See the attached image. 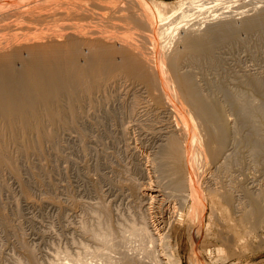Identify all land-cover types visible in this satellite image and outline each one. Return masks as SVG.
Masks as SVG:
<instances>
[{
	"label": "rangeland",
	"instance_id": "rangeland-1",
	"mask_svg": "<svg viewBox=\"0 0 264 264\" xmlns=\"http://www.w3.org/2000/svg\"><path fill=\"white\" fill-rule=\"evenodd\" d=\"M177 1L180 0L164 2L172 4ZM236 1L238 4H233V7L238 8L240 5L238 9L241 7V10H238L239 12L237 9L235 11L233 7H230L229 10L219 11L220 17L216 14V18H206L207 22L204 19L205 22L200 23L203 28L200 26L201 31L199 30V33L202 34V31L208 30L214 25L215 28L221 23H225L224 20H227L226 23H230L233 19V23L236 22V36L233 34L229 41L224 42L225 44H218V48L214 49L213 55L209 58L210 61L206 57L203 60L200 59L202 61L197 59V62L188 58L186 64H181L183 69L179 71L184 74H189V72V75L193 74V81L201 88L202 93L217 97V101L220 102L225 111V116L229 120V127H231L229 131L232 130L229 135L233 141L228 135L227 141L229 139L230 141L225 142V144L227 143L225 149L228 152L225 160H227L224 161L225 164H223V160L219 163V169H216L213 178L211 177L214 182L216 181L217 187L212 186L211 188L223 186L229 192L231 200H234L233 194L239 193L240 196H235V198L239 199L240 202L237 201L236 204L238 203L237 207L242 210V213L235 214L229 211H233L232 203L234 201H231L232 206L228 205V208L222 206L223 209L227 208V211H222L220 205L219 207L217 205L216 209H219L209 224L207 219L210 211H206V219L203 222L206 231L197 237L198 244L194 249L195 253L192 254L198 260V264H264V215L254 214L250 218L246 217V212L248 215L251 209L248 207L246 197L249 198L251 195L249 193L257 195L258 192L254 190L262 192L264 190V149H261L263 152L260 156H255L254 152L250 150L253 147V143L250 144L252 140L260 141L259 145L264 148V123L260 127L261 130L255 134L251 131L252 128H248L252 127L251 125L248 126L247 124L242 128L241 118L235 114L237 108L232 106L231 109L229 101L225 100L227 95L230 97L235 94H246L249 91L246 88L251 81L258 80L260 82L264 80V29L246 30L244 24L246 22L242 21L247 18L252 19L254 16L257 17L255 11L263 9L264 4L259 3L260 0H253L254 3L252 0H240L243 1L242 3L248 1L249 5L247 3L242 5L240 1ZM3 2L6 0L1 3ZM14 6L0 8V43L2 44L0 47H5L4 44L7 43L8 45V42L10 45L12 41L11 44L15 46L19 42L24 44V40L21 39L24 37L26 39L28 36L31 38V35L32 37L38 36L39 33L43 35V30H45V35L50 32L56 35L61 33V30L62 33L59 35H66V32L70 33L69 29L76 23L73 21L72 24L69 22L67 24L66 20H58L59 23L58 21H51L53 20L51 18L48 21L51 25L49 26L47 23L45 24L43 18L46 15L42 13L45 11L46 14H52L53 7L50 9L48 7L46 10L41 7L42 9L39 8L37 11L34 9V15L32 10L31 12L28 11L32 15L30 16L18 8L19 6L22 7L21 3H16ZM16 9L18 13H21L18 14L19 16L17 13H13V11L17 12ZM221 13H223L222 17ZM8 15H11L8 17L9 21ZM39 15L44 23L38 18ZM21 16L27 17L25 18L27 21L23 20V17L20 20ZM31 18L35 20L33 19V21ZM214 19H217L218 24ZM208 20H213L212 24ZM219 20L224 22L220 23ZM20 21H22L21 24ZM29 21L35 22H30L33 26ZM95 21L94 19L93 21L89 20V23L84 21L89 26L85 23H81L84 24L82 26L80 23H76L74 26L76 25L79 29L82 27V32L86 27L85 30L87 31L84 33L92 28L89 32L93 30L96 32L95 29L98 28V25L95 24L98 20ZM53 22L59 24V27L62 25L63 27L59 28ZM17 23L21 28L18 27ZM120 23L118 22L119 27H123H117L118 31L114 33V29L110 31L112 28L107 30V28L99 27L100 29L98 28L97 31H101L102 28V31H108L110 34L115 35V33L120 32L121 35L127 26ZM5 24L8 25L9 29L12 27L14 30L11 29L10 31L15 33L8 31L9 29ZM52 27H56L55 30ZM57 29L59 31H56ZM119 29L123 31L121 32ZM128 29L131 28H126L125 33L127 34L130 32L133 34L137 30L133 29L127 32ZM115 30L117 29L115 28ZM64 31L66 32L64 33ZM237 31L239 32L237 33ZM138 32L140 31H136V33ZM19 33L22 36H19ZM140 33L146 35L145 32ZM177 34L176 36L174 34V37L171 36L177 41L174 39L171 41V37L167 38L168 46L170 43V45L173 44L174 48L169 46L167 50V46L163 52L166 51L167 54L169 52L171 55V52L174 53V49H178L180 44L178 46L177 44L182 35L178 34L177 37ZM8 35L10 36L6 37ZM134 37L136 36L134 35ZM18 39L21 41L17 42ZM147 46L151 47L150 44ZM23 56L26 57V54L23 53ZM214 56L215 58H213ZM120 74L123 73L115 74L113 79L111 76L106 77L107 79L103 77V81L94 82V86L88 91L81 90L73 98L61 94L57 96L59 98L51 101L49 106H37L30 114H18L11 120L0 118V264H32L31 259L35 264H52L58 260L63 264H72L73 259H76L78 255L87 259L82 252V246L85 245L93 249L95 244L84 235L81 226H92L94 217L100 215L99 206L107 205L110 219L115 225L116 222H121V220L131 217L132 214H135L134 212L137 213L140 210V205H138L140 204V196H138L140 190L144 186H148V183L153 184L155 177H161L160 173L156 172V164L158 163L156 157L159 154L157 153L158 147L164 140L162 138H164L165 132L169 131L168 115L158 106L154 107V103H151L152 98L149 96L147 97L149 100L146 98L147 89L138 81L139 79L135 78L136 80H134L133 77L128 76V78L125 73L122 76ZM226 88L227 93L230 91V96L229 93L225 92ZM244 90L245 92H243ZM240 127L242 130L240 129L239 132L238 128ZM245 134H248V137ZM202 137L201 143L203 144L205 137L204 135ZM201 143L200 145L204 146ZM162 179H160L161 181L158 179L160 184L164 180L169 184V179L168 181ZM162 184L163 186L167 185L166 183ZM170 185L172 186V183ZM170 185L169 187L168 185L165 186L167 191L171 188ZM170 190L168 192H171ZM155 202L158 203L150 205L153 207V211L150 209V212H154V209L157 211L161 206L160 200ZM189 203L186 207H192V202ZM179 207L177 211V206H175L167 236L179 250L180 264H189L190 245L185 231H187L189 215L191 219L196 215V206L192 209L191 214V209ZM186 209L188 215H186ZM177 213L182 214L180 216L182 221L180 222H176L178 221L177 217H179ZM98 263L108 264L97 261V259L92 264ZM138 264L145 263L140 262Z\"/></svg>",
	"mask_w": 264,
	"mask_h": 264
},
{
	"label": "bare ground",
	"instance_id": "bare-ground-1",
	"mask_svg": "<svg viewBox=\"0 0 264 264\" xmlns=\"http://www.w3.org/2000/svg\"><path fill=\"white\" fill-rule=\"evenodd\" d=\"M2 1L3 0H0V8L13 7V5L16 6V3H21L22 7L19 6L18 8L22 9L27 15L34 9L37 11L41 7L45 10L48 7L49 9L53 7L54 10L51 9L52 14H46L45 11L42 13L46 15L43 20L45 24L47 23L48 25V21L51 20V18L53 19L51 21L56 22L58 20H66L67 24L68 22L72 24L73 21L81 24L89 20L93 21L94 19L96 20L95 22L98 20L95 24L98 25V28H107V30L112 28L110 31L114 29L113 33L118 31V28L123 27H119L118 25V22H121L124 23L125 26L131 28L130 30L137 29L134 31L135 33L139 30L140 32H145L146 35L140 32L136 34L133 32L136 36L134 37L129 29L127 32L130 33H125L127 27L124 33L122 29H119L122 32L121 35L120 32L117 33L118 35L116 33L115 35H113V33L110 34L108 31H102V28L101 31H97V28L95 29L96 32H93L94 30L89 32V30L93 29L92 26H90L92 29L84 33V31H87L85 30L87 28L84 27L82 32V27L79 29L76 25L74 26V24H76L74 23L69 29L70 33L64 31L66 35H59L62 33V30L59 34L56 32V35L50 31L49 32L53 33V35H50V33H48L49 35H45V30H43V35H40L37 31L39 33L38 36L34 35L32 37L31 35V38L29 36L26 39L25 37L24 39L20 38L24 40V42L22 41L24 44L19 42L20 39H18L17 42L19 43L16 46L11 44L13 41L10 45L9 42L8 45L5 42L6 44L4 45L6 46L0 47V118L11 120L12 117L18 114H30L37 106H49L50 102L59 98L57 96L61 94L68 96V98H73L75 94L81 90L84 92L88 91L94 86V82L101 81L103 77L106 78L111 76V79H113L112 77L117 73H125L127 77H133L134 80H136L135 78L139 79L138 81L147 89L146 98L148 96L152 98L153 100L151 103H154V107L158 106V108L168 115L169 131L167 130V132H165L164 138H162L164 140H162L160 145L158 144L157 153L159 154L157 155L158 157H156L158 158L156 172L160 173L161 177H155L154 182L152 181L153 184L148 183V186L146 185V187L140 188L141 190L138 195L140 196V204H138L140 205L139 212H134V215L130 214L131 217L123 219L121 222H116L115 225H113L107 210V205L99 206L100 215L94 217L92 226H81L84 235L87 236L91 242H94L95 246L93 249L85 245L82 246V252L87 259H83L78 255L76 259H73L72 264H92L96 259L97 261L108 264H138L140 262H144L145 264H180L179 250L170 242L167 236V230L169 229L168 227L170 226L171 219L175 212V206H177L176 210L178 211V206H180L179 208L186 207L189 202H192V207L188 206L186 208H188V210L191 209V214L193 211L192 209L196 206V210L194 209L196 215L193 219L190 218V215L189 218L186 216V218H188V226L185 232L187 235L186 238H189L190 245L188 263L198 264V260H196V258H194L195 256H192V254L198 244L197 237H199L202 232L206 231V227H203L205 224H203L204 219H206V211H210V215L207 219L209 224L211 218L214 219V214L219 209H216L217 205L218 207L220 205L222 211H227L228 205H231V201H234L232 203L233 206L231 205L233 211H229L235 214L242 213V210L237 207L238 203L236 204L239 199H236L235 196H240L239 193V195L233 194L232 197L234 200H231L228 194L229 192L226 191L223 186L211 188L212 186L217 187L216 181L214 182L211 177L213 178L215 170L219 169V163L223 160V164H225L224 161L226 162L227 160H225L228 153L227 149H225L227 147V143L225 144V142L228 140L229 132L232 130L229 131L231 127H229L230 124L225 116V111L222 109L223 107L220 105V102L217 101V97L202 93L203 91L201 88L193 81L194 78L192 73V75H189L190 72L189 74H184L179 71L183 69L181 64L183 63L184 65L189 59L196 60L197 62V59L202 61L205 57L208 59L211 58L214 49L216 47L218 48V44L226 43V41H229L231 35H235L237 29L235 28L236 22L233 23V19L230 23H226L227 20H224L225 23H221L224 21L219 20L221 24L215 28L214 23L217 19H214L215 22L212 28H208V30L203 29L205 32L202 31V34L201 32L199 33V30L202 27L201 22H205L204 19H209V17H212L210 19L216 18V14L219 16V11L229 10L230 7H233V4H238V2L236 0H180L179 2L177 1L176 3L169 4L160 0H6V2L1 3ZM248 1H246V3ZM244 3H242V5ZM246 3L244 5H246ZM259 3L264 4V0H260ZM239 6L240 5H238V8ZM238 8L234 10L236 11L237 9V12H239L241 7L240 9ZM3 10L5 11V9ZM14 12L17 13V15L20 13H18V10L17 12L13 11V13ZM32 14L34 15V11ZM222 14L223 13H221V17ZM255 15H257V17L254 16L256 17L255 19L251 17L252 19L247 18L242 20L246 22H243L246 25V30L254 29L255 31V29H264V8L255 11ZM9 16L11 15H8L7 18ZM30 16L32 15L30 14ZM22 17L23 20L27 21L25 19L27 17L24 16H21L20 20H22ZM38 18L42 21L40 15ZM28 19H30V17H28ZM212 21L213 20L210 21L211 24ZM21 22L22 21H20V24ZM30 22L32 21H29V23ZM26 23L28 24V22ZM32 23L30 24L32 25ZM43 23L42 25H44ZM53 24L55 23L53 22ZM78 24L77 26L80 27ZM85 24L87 25V23ZM6 25L7 24H5V26ZM56 25L57 24H55V26ZM82 25L84 24H81V26ZM245 25H243V27H245ZM57 26L59 27V24ZM6 27L8 28V25ZM18 27H20L19 24ZM60 27H63V25ZM10 28L14 30L12 27ZM20 28L16 29L22 30ZM54 28L52 27V29ZM115 28L117 30H115ZM42 29H44V27ZM58 29L56 31L60 30ZM19 30L15 31L18 32ZM242 30H244V28H242ZM239 31H237V33ZM10 32L13 33L14 31ZM177 32L182 35H179L181 40H179L180 42L177 44V46L179 44L181 46L179 45L180 47L178 46L177 49L175 45L177 50L174 49L173 54L170 51L171 55H169L170 53L168 51V54L165 53L166 51L163 52L168 46L167 38L171 36L174 37V34L176 36ZM20 33L19 36H22ZM9 36L10 35L6 37ZM172 37L171 41L172 39L175 41L176 39ZM147 44H150L151 47L147 46ZM169 46H172V49L174 48L173 44L170 45L169 43ZM23 53L26 54L27 58L23 56ZM215 56L213 58H215ZM191 62L194 63V61ZM246 89L249 91H247L246 94L242 93V95L235 94L230 96L229 91L230 97H228L226 88L225 92L227 96H225V100L227 99V101H229L231 109L232 106L237 108V113L235 111V114L241 118L240 123H242V126H240L243 128L244 125H251L252 127L248 128H252L253 130L251 131L255 134L257 131L261 130L260 127L264 123V80L260 82L258 80L251 81ZM243 92H245V90ZM147 99L149 100V98ZM237 120L239 121V119ZM241 127L238 128L239 132L240 129L242 130ZM202 135L205 137V142L202 141L204 142L203 144L201 143V140H203ZM230 139L232 140L231 137ZM259 142L254 140L250 142V144L253 143V147L250 150L254 152L253 154H255V156H260L263 152L261 149H264L259 145ZM200 143L204 146H201ZM161 178L167 181L169 179V184H167L165 180L160 184L158 179L161 181ZM148 179L150 180V178ZM162 183H166L168 187L172 183V186L170 185L171 188L168 189V191L171 189V192H168L165 188L167 185L163 186ZM172 187L174 189L173 192ZM215 190H217V192H215ZM254 191L258 192L257 195L248 192L251 195H249V198L246 197L248 207L251 208L248 215L246 212L247 218H250V216L254 214L259 216L264 215V190L263 192L259 190ZM241 198L243 197L241 196ZM156 200H160L161 202V206L157 204L160 206V209L158 208L157 211L154 209V212H150V209L153 211V207L150 205L158 203L155 202ZM222 206L227 208L223 209ZM188 210L186 209V215H188ZM179 212H181V210H179ZM178 216V221L176 222L182 221L180 217L182 214H178ZM179 224L183 227L181 223ZM30 262L35 264L32 259ZM203 263L205 262L203 261ZM52 264L63 263L58 260Z\"/></svg>",
	"mask_w": 264,
	"mask_h": 264
},
{
	"label": "crops",
	"instance_id": "crops-1",
	"mask_svg": "<svg viewBox=\"0 0 264 264\" xmlns=\"http://www.w3.org/2000/svg\"><path fill=\"white\" fill-rule=\"evenodd\" d=\"M156 1H158V0H156ZM161 1H168V2H172V0L170 1V0H161Z\"/></svg>",
	"mask_w": 264,
	"mask_h": 264
}]
</instances>
